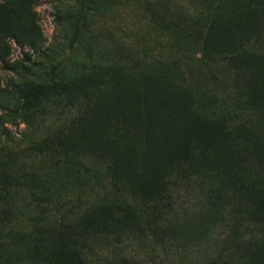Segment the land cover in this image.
<instances>
[{
    "label": "rangeland",
    "instance_id": "374dc122",
    "mask_svg": "<svg viewBox=\"0 0 264 264\" xmlns=\"http://www.w3.org/2000/svg\"><path fill=\"white\" fill-rule=\"evenodd\" d=\"M0 264H264V0H0Z\"/></svg>",
    "mask_w": 264,
    "mask_h": 264
},
{
    "label": "bare ground",
    "instance_id": "6f19581e",
    "mask_svg": "<svg viewBox=\"0 0 264 264\" xmlns=\"http://www.w3.org/2000/svg\"><path fill=\"white\" fill-rule=\"evenodd\" d=\"M155 94V93H154ZM153 101V100H152ZM137 104V103H136ZM137 112V111H136ZM131 114V113H130ZM133 119V118H132Z\"/></svg>",
    "mask_w": 264,
    "mask_h": 264
}]
</instances>
